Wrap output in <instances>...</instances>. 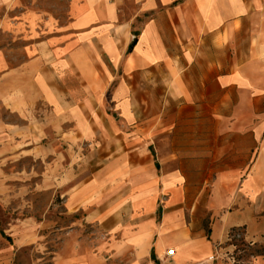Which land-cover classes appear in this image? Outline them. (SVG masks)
<instances>
[{
    "label": "rangeland",
    "instance_id": "rangeland-1",
    "mask_svg": "<svg viewBox=\"0 0 264 264\" xmlns=\"http://www.w3.org/2000/svg\"><path fill=\"white\" fill-rule=\"evenodd\" d=\"M66 1L54 0L60 5L52 9L61 27H69ZM139 24L137 18L133 28ZM76 32L61 33L68 43L53 41L48 51L67 46L57 56L39 59L30 86L23 79L14 89L0 83V96L20 103L13 111L0 97V146L5 145L0 204L7 220L0 227V246L12 244L13 225L28 220L39 228L40 244L21 252L23 264H52L59 242L68 264H198L189 236L199 228L208 232L210 219H192L190 206L203 192L208 171L203 165L186 168L180 170L183 179H163L158 187L153 183L156 173L166 178L173 172V148L186 160L188 153L202 157L213 146L209 107L161 105L168 91L150 80L120 86L121 70L111 73L97 58L75 56L77 48L82 50L73 40ZM137 33L133 30L132 41ZM261 38L259 47L243 36H232L228 45L245 52L244 83L259 76L264 90V57L258 75L250 65L252 48L264 53ZM22 45L10 46L9 62L24 61ZM88 51L92 47L84 46ZM257 245H249L243 230L234 228L221 244L219 259L249 264L263 244Z\"/></svg>",
    "mask_w": 264,
    "mask_h": 264
},
{
    "label": "crops",
    "instance_id": "crops-1",
    "mask_svg": "<svg viewBox=\"0 0 264 264\" xmlns=\"http://www.w3.org/2000/svg\"><path fill=\"white\" fill-rule=\"evenodd\" d=\"M57 5L54 0H0V83L14 89L23 79L30 86L39 59L61 54L68 43L61 33L71 28L77 31L73 40L82 45L75 56L97 58L111 73L121 70L120 86L150 80L168 91L161 105L209 107L213 146L202 157L188 153L186 160L173 148V172L166 178L156 173L153 184L183 179L180 170L186 168L203 165L208 171L203 192L190 206L192 219H210L208 232L199 228L189 236L198 264H232L229 258L219 259V250L234 228L243 230L249 245L264 244V90L259 76L244 83L240 75L245 52L228 45L232 36H243L259 47L264 0H67L63 7L69 27H61L52 12ZM137 18L140 26L134 29ZM133 30L138 31L137 40L128 50ZM36 36L43 39L36 42ZM53 41L67 43L48 51ZM17 42H23L21 64L8 60V49ZM43 44L47 48L42 51ZM84 46H91L92 53L86 54ZM251 52L252 74L258 75L264 53L256 48ZM0 97L17 111L12 106H19L18 101ZM1 210L0 204V227L7 221ZM26 222L13 225L12 244H1L0 264H23L21 252H32L40 244L39 228ZM63 246L59 242L52 264H68ZM248 263L264 264V255L251 256Z\"/></svg>",
    "mask_w": 264,
    "mask_h": 264
},
{
    "label": "trees",
    "instance_id": "trees-1",
    "mask_svg": "<svg viewBox=\"0 0 264 264\" xmlns=\"http://www.w3.org/2000/svg\"><path fill=\"white\" fill-rule=\"evenodd\" d=\"M136 43V39L132 41V43L128 46V50H131L133 48V45ZM254 247L258 246L257 244L253 245ZM252 246V247H253ZM264 255V244L260 246V249H255L252 253V256H260Z\"/></svg>",
    "mask_w": 264,
    "mask_h": 264
},
{
    "label": "built area",
    "instance_id": "built-area-1",
    "mask_svg": "<svg viewBox=\"0 0 264 264\" xmlns=\"http://www.w3.org/2000/svg\"><path fill=\"white\" fill-rule=\"evenodd\" d=\"M167 254H168L169 256H172V255L174 254V251H173V250H169V251L167 252Z\"/></svg>",
    "mask_w": 264,
    "mask_h": 264
}]
</instances>
